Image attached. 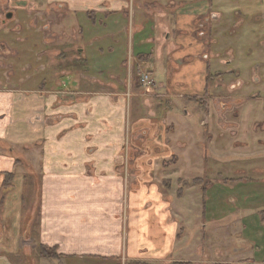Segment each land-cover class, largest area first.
<instances>
[{"label": "crops", "instance_id": "0c3cea01", "mask_svg": "<svg viewBox=\"0 0 264 264\" xmlns=\"http://www.w3.org/2000/svg\"><path fill=\"white\" fill-rule=\"evenodd\" d=\"M216 1L0 0V58L19 59L15 43L33 41L23 83L0 81V264L171 257L182 229L175 183L163 176L174 169L190 176L179 199L196 186L212 201L203 229L229 217L213 212L224 163L205 161L222 150L223 131L187 130L180 141L170 127L175 106L208 92L195 27ZM0 67L14 75V65Z\"/></svg>", "mask_w": 264, "mask_h": 264}, {"label": "rangeland", "instance_id": "374dc122", "mask_svg": "<svg viewBox=\"0 0 264 264\" xmlns=\"http://www.w3.org/2000/svg\"><path fill=\"white\" fill-rule=\"evenodd\" d=\"M218 1L195 27V33L207 45L200 58L206 56L211 65L208 92L196 103L175 106L170 127L173 132L176 129L175 135H180L176 139L180 141L187 130L201 128L208 136L216 130L223 131L224 140H218L222 150L218 147V152L211 153L205 161L208 164L217 161L214 165L224 163L218 171L222 173L219 181L223 190L219 191L220 199L217 206L214 204L213 212H223L229 217L203 229L202 215L206 210L212 213V201L202 199L196 186L184 190L187 199H179L176 191L183 186L179 181L190 176L182 168L174 169L163 176L175 183L170 195L173 213L182 229L174 254L152 261L128 260L122 256L82 264H173L189 260L194 261L192 264H264V0ZM212 15H217L219 20H212ZM3 20H6L4 15L0 22ZM207 20L208 30L204 26ZM32 42L31 39L15 43L21 55L19 59L0 58V65L15 67L14 75H4L5 69L0 67V81L10 76L15 85L23 83L19 82V77L24 76L21 66L30 59L22 51ZM51 48L55 49V45ZM50 60L55 61L53 65L57 62L56 58ZM163 106L168 111L173 108L169 104ZM131 147L129 140V160ZM195 157L198 159L199 155ZM209 171L210 177L213 172ZM47 264L57 263L48 260Z\"/></svg>", "mask_w": 264, "mask_h": 264}, {"label": "trees", "instance_id": "16d2710c", "mask_svg": "<svg viewBox=\"0 0 264 264\" xmlns=\"http://www.w3.org/2000/svg\"><path fill=\"white\" fill-rule=\"evenodd\" d=\"M13 176H14L13 174H9L6 176L5 181H4L5 187H8L10 185L11 181L13 180ZM169 185H170L169 181H165V183H164L165 188H169ZM41 251H42L43 255H46L52 259H57V256H56L54 250L51 251V250H46L45 248H42ZM129 264H147V263L131 262ZM173 264H192V263H190V262H179V263H173Z\"/></svg>", "mask_w": 264, "mask_h": 264}, {"label": "built area", "instance_id": "2783aa9c", "mask_svg": "<svg viewBox=\"0 0 264 264\" xmlns=\"http://www.w3.org/2000/svg\"><path fill=\"white\" fill-rule=\"evenodd\" d=\"M140 83L142 84L143 87H149L152 84L150 76L146 73L141 74Z\"/></svg>", "mask_w": 264, "mask_h": 264}, {"label": "water", "instance_id": "95a60500", "mask_svg": "<svg viewBox=\"0 0 264 264\" xmlns=\"http://www.w3.org/2000/svg\"><path fill=\"white\" fill-rule=\"evenodd\" d=\"M6 18L10 19L11 18V14L6 15Z\"/></svg>", "mask_w": 264, "mask_h": 264}]
</instances>
